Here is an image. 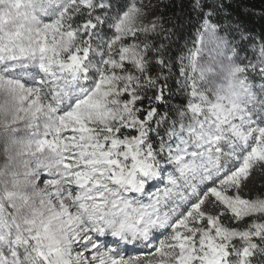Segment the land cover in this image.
Returning a JSON list of instances; mask_svg holds the SVG:
<instances>
[{
  "label": "snow or ice",
  "instance_id": "snow-or-ice-1",
  "mask_svg": "<svg viewBox=\"0 0 264 264\" xmlns=\"http://www.w3.org/2000/svg\"><path fill=\"white\" fill-rule=\"evenodd\" d=\"M159 3L0 0V264H264V34Z\"/></svg>",
  "mask_w": 264,
  "mask_h": 264
},
{
  "label": "trees",
  "instance_id": "trees-1",
  "mask_svg": "<svg viewBox=\"0 0 264 264\" xmlns=\"http://www.w3.org/2000/svg\"><path fill=\"white\" fill-rule=\"evenodd\" d=\"M223 2L225 8L221 13L222 17L228 16L231 20L238 21L245 31L253 35L264 34V0H223ZM157 14L163 16L166 28H173L175 25L173 30L177 35L172 37L174 41L171 45L172 51L177 53V44L185 49L186 44L196 35V27L193 26L195 20L190 22L188 18V0H160ZM165 75L169 76L167 83L172 89L168 102L172 106H178L183 101V95L177 85V80H180L179 64L172 68L170 74L165 70ZM163 110L164 108L161 107V111ZM259 183L258 178L256 185L259 186Z\"/></svg>",
  "mask_w": 264,
  "mask_h": 264
},
{
  "label": "rangeland",
  "instance_id": "rangeland-1",
  "mask_svg": "<svg viewBox=\"0 0 264 264\" xmlns=\"http://www.w3.org/2000/svg\"><path fill=\"white\" fill-rule=\"evenodd\" d=\"M195 39V37L192 39V40H190L187 44H186V46H185V51L187 50V48H191L193 45H192V42H193V40ZM237 43H241L240 41H239V39H237V41H236ZM209 47H210V45H209ZM204 55V60L205 61H209V60H211V58H212V56H214L215 54L214 53H212V54H209V52H207V51H205V53L203 54ZM180 79H182L181 77H180ZM0 162H2V159H0ZM159 185H163V183H161V184H159ZM156 186L157 185H155V186H152L151 188H150V190H153V191H155L156 190ZM148 191V194H150L151 193V191ZM130 249H132L131 250V254H135V250L132 248V246H130L129 247Z\"/></svg>",
  "mask_w": 264,
  "mask_h": 264
},
{
  "label": "bare ground",
  "instance_id": "bare-ground-1",
  "mask_svg": "<svg viewBox=\"0 0 264 264\" xmlns=\"http://www.w3.org/2000/svg\"><path fill=\"white\" fill-rule=\"evenodd\" d=\"M129 248V247H128ZM132 249L129 248V251H131Z\"/></svg>",
  "mask_w": 264,
  "mask_h": 264
}]
</instances>
